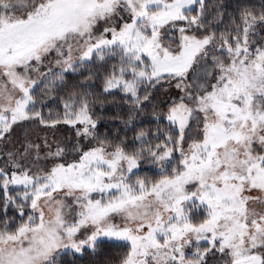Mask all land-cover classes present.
<instances>
[{
    "label": "snow or ice",
    "instance_id": "snow-or-ice-1",
    "mask_svg": "<svg viewBox=\"0 0 264 264\" xmlns=\"http://www.w3.org/2000/svg\"><path fill=\"white\" fill-rule=\"evenodd\" d=\"M103 247L264 264V0H0V264Z\"/></svg>",
    "mask_w": 264,
    "mask_h": 264
},
{
    "label": "trees",
    "instance_id": "trees-1",
    "mask_svg": "<svg viewBox=\"0 0 264 264\" xmlns=\"http://www.w3.org/2000/svg\"><path fill=\"white\" fill-rule=\"evenodd\" d=\"M225 5L234 6L237 0H223ZM254 3H259V0H252ZM231 11V7H229ZM119 249L111 247H103L96 256L86 255L80 259L79 264H109L117 258Z\"/></svg>",
    "mask_w": 264,
    "mask_h": 264
}]
</instances>
